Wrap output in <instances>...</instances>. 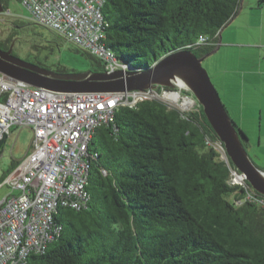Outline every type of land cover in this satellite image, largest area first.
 I'll return each mask as SVG.
<instances>
[{
	"label": "trees",
	"instance_id": "16d2710c",
	"mask_svg": "<svg viewBox=\"0 0 264 264\" xmlns=\"http://www.w3.org/2000/svg\"><path fill=\"white\" fill-rule=\"evenodd\" d=\"M240 2L105 0V44L136 69L185 50L205 57ZM208 141L220 139L201 106L119 107L90 145L87 207L58 209L59 236L26 264H264V196L245 200Z\"/></svg>",
	"mask_w": 264,
	"mask_h": 264
},
{
	"label": "built area",
	"instance_id": "2783aa9c",
	"mask_svg": "<svg viewBox=\"0 0 264 264\" xmlns=\"http://www.w3.org/2000/svg\"><path fill=\"white\" fill-rule=\"evenodd\" d=\"M29 21L55 32L103 64L113 73L129 64L106 47L105 0H21ZM206 39L201 38V43ZM215 45H218L215 43ZM160 101L181 113L199 110V103L181 83L143 91L119 93H65L31 86L0 73V140L13 128H28L33 140L28 156L0 185L12 192L0 199V264H26L43 254L59 236L55 221L60 208L87 207L90 163L97 153L90 145L97 129L114 124L119 107L136 108L145 101ZM229 168V184L258 201L245 174L231 163L221 141L207 142ZM263 204V200H260Z\"/></svg>",
	"mask_w": 264,
	"mask_h": 264
},
{
	"label": "water",
	"instance_id": "95a60500",
	"mask_svg": "<svg viewBox=\"0 0 264 264\" xmlns=\"http://www.w3.org/2000/svg\"><path fill=\"white\" fill-rule=\"evenodd\" d=\"M4 7L0 0V14ZM212 53V52H211ZM205 57H197L192 51L174 52L146 69L122 66L108 73L87 71L79 74L59 73L12 54V48H0V73L31 86L65 93H119L143 91L163 86L174 89L181 83L203 108L210 125L223 143L232 164L245 174L249 185L264 196V170L257 167L248 154L243 135L236 129L218 90L203 66ZM247 138V136H245ZM6 137L0 140V150Z\"/></svg>",
	"mask_w": 264,
	"mask_h": 264
},
{
	"label": "crops",
	"instance_id": "0c3cea01",
	"mask_svg": "<svg viewBox=\"0 0 264 264\" xmlns=\"http://www.w3.org/2000/svg\"><path fill=\"white\" fill-rule=\"evenodd\" d=\"M203 62L235 125L264 145V0H241Z\"/></svg>",
	"mask_w": 264,
	"mask_h": 264
},
{
	"label": "rangeland",
	"instance_id": "374dc122",
	"mask_svg": "<svg viewBox=\"0 0 264 264\" xmlns=\"http://www.w3.org/2000/svg\"><path fill=\"white\" fill-rule=\"evenodd\" d=\"M6 7V15L0 16L3 17V19L0 18V42H5L7 34H13L14 36L19 34L16 30L10 28L17 21L14 17L21 18L22 22L26 24L32 23L28 19L29 12L21 0H7ZM20 35L24 36V40L27 42L25 43L26 45L24 44V49L19 51L21 48L19 47V43L16 49L20 52L18 54L19 58L24 61L31 63L40 62L50 69L61 67L68 74L104 71L103 64L100 61H97L86 54V52L79 50L73 44L58 37L55 32L49 29L38 25H29L20 30ZM206 65L207 62H203L204 68ZM244 132L249 139V142L245 143L248 154L257 167L264 170V145L256 143L258 136L254 133L252 134L250 130L247 129ZM32 140L33 133L28 128H13L11 130V134L7 136L5 144L0 150V185L4 183H2L3 177L8 176L13 166L28 156ZM11 192V188L6 185L2 188L0 187V199H3Z\"/></svg>",
	"mask_w": 264,
	"mask_h": 264
},
{
	"label": "flooded vegetation",
	"instance_id": "af4514ba",
	"mask_svg": "<svg viewBox=\"0 0 264 264\" xmlns=\"http://www.w3.org/2000/svg\"><path fill=\"white\" fill-rule=\"evenodd\" d=\"M6 2H7V0H1V3L4 7V13L0 14V16L6 15L5 14ZM0 18L3 19V17H0ZM14 24H15V22H14ZM14 24H12V26L10 28L12 30H16L17 33H19V34H17L16 36H14L13 34H7V36L5 38V42H0V45L2 46L1 49H3L4 51H8L10 48H12V54L14 56L19 57V55H18V54H20L19 51L21 49H24V44L27 42L26 40H24V36L20 35V30H23L25 25L24 24H22V25H16L15 24L14 25ZM12 36H13V38H11ZM18 43L20 44L19 47H21L19 49V51H18V49H16V46ZM32 63L39 65L41 67L47 68L45 65H43L40 62H32ZM47 69H50V68H47ZM51 70L56 71V69H51Z\"/></svg>",
	"mask_w": 264,
	"mask_h": 264
},
{
	"label": "clouds",
	"instance_id": "9594fccd",
	"mask_svg": "<svg viewBox=\"0 0 264 264\" xmlns=\"http://www.w3.org/2000/svg\"><path fill=\"white\" fill-rule=\"evenodd\" d=\"M232 163V162H231Z\"/></svg>",
	"mask_w": 264,
	"mask_h": 264
}]
</instances>
